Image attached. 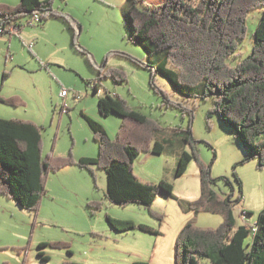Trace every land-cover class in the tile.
<instances>
[{
  "label": "rangeland",
  "instance_id": "rangeland-1",
  "mask_svg": "<svg viewBox=\"0 0 264 264\" xmlns=\"http://www.w3.org/2000/svg\"><path fill=\"white\" fill-rule=\"evenodd\" d=\"M159 5L166 0H148ZM128 0H61L54 9L70 16L79 24V47L94 59L93 69L86 56L73 45L68 24L58 18L24 25L20 36L0 35V118L34 123L42 129L43 157L96 158L99 145L83 114L98 120L111 139L117 137L122 119L111 114H98V102L106 93L126 101L133 109L160 122L156 141L161 154L141 153L134 173L146 183L162 181L173 187L172 195L159 193L150 208L128 204L120 207L107 200L108 175L98 166L94 174L78 165L51 172L46 181L47 194L37 211H28L15 200L0 195V264H175V245L190 222L199 228L216 229L222 224L220 213L191 210L190 204L203 200L199 165L193 161L181 177L176 176L180 155L190 151L184 133L190 125L189 115L169 106L162 95L151 87L164 90L170 99L193 107L191 125L199 141V158L210 168V177H228L233 186L222 181L205 190L224 198L240 194L233 172L243 183V202L235 206L237 226H254L264 210V168L257 159H248L235 130L223 127L217 116L207 123L212 103L187 98L174 86L164 63V54H151L145 41L131 37L126 19ZM20 0H0L1 5L17 6ZM262 10H254L247 21L248 34L241 43V58L253 50V33L261 20ZM29 17L19 22L25 24ZM30 45L32 46L30 48ZM120 52L144 61L110 55ZM237 59L232 61L236 64ZM119 69L127 74V82L116 83L104 74ZM154 73H152V71ZM95 82L100 92L95 93ZM65 90L67 97L61 92ZM197 94V90H190ZM10 102V103H9ZM206 200V199H205ZM208 206H213L212 204ZM249 213L242 221V211ZM107 217L130 221L136 229L117 232ZM145 225L148 232L138 228ZM247 242H251L249 238ZM56 246V247H54Z\"/></svg>",
  "mask_w": 264,
  "mask_h": 264
},
{
  "label": "trees",
  "instance_id": "trees-1",
  "mask_svg": "<svg viewBox=\"0 0 264 264\" xmlns=\"http://www.w3.org/2000/svg\"><path fill=\"white\" fill-rule=\"evenodd\" d=\"M54 1L20 0L17 6L1 5L0 28L33 15L39 16L40 23L58 17L73 33L72 46L86 56L93 69H97L90 53L79 47L77 30L81 27L70 16L55 10ZM127 4L126 19L131 37L145 41L151 54H164L165 65L173 69L168 70L171 80L181 95L212 103L206 116L208 127L213 116H217L223 127L236 131L247 158L257 159L258 167L264 168V0H166L159 5H152L148 0H128ZM254 10H262V17L252 36L253 50L246 58H241V43L248 34L247 21ZM110 55L124 56L146 67L144 61L134 56L117 51ZM234 59H237L236 64H232ZM104 76L119 84L127 82L128 77L119 69H110ZM154 78L153 74L151 87L165 102L178 107L183 115H189L190 125L181 132L190 151L180 155L176 176H183L195 161L200 167L204 196L199 203L190 204V208L196 214L201 211L220 213L223 218L216 229L199 228L189 222L175 245V264H264V210L255 224L256 231L247 224L237 226L235 206L243 202V183L236 172L233 176L240 191L237 200L232 199L233 194L224 198L210 192L207 196L205 188L212 183L222 181L231 185L232 190L233 184L228 177L212 179L210 168L200 161L199 141L195 140L191 129L196 106L172 101L155 85ZM193 89L197 90L196 95L189 93ZM94 90L100 92L99 82H95ZM97 109L103 118L118 115L123 121L120 131L111 139L100 121L83 114L95 135L99 152L96 158L84 157L79 161L52 155L45 159L42 129L38 125L0 118V195L15 200L28 211H37L47 194L49 174L78 165L92 174L94 166L106 171L107 200L115 206L138 204L150 208L160 192L171 196L170 183L142 182L133 170L141 153L163 152L162 145L156 141L160 122L108 93L100 97ZM107 219L117 232L137 228L130 221ZM138 228L148 232L145 225ZM249 238L251 242L248 243ZM134 264L148 263L138 261Z\"/></svg>",
  "mask_w": 264,
  "mask_h": 264
},
{
  "label": "built area",
  "instance_id": "built-area-1",
  "mask_svg": "<svg viewBox=\"0 0 264 264\" xmlns=\"http://www.w3.org/2000/svg\"><path fill=\"white\" fill-rule=\"evenodd\" d=\"M40 23V18L38 15H33L31 18H29V20H27V22L25 24H22V23H13L9 26H6L4 28H0V35L1 34H6L8 35L10 38H12L13 36L16 37V36H20V33H21V29L24 27V25H30V26H33L35 24H39ZM32 46L30 45V48ZM61 96L63 98H66L67 97V92L65 90H63L61 92ZM242 214H243V217H242V221L244 220L245 222H247V217H248V214L243 210L242 211ZM253 227V230L255 231V225L252 226Z\"/></svg>",
  "mask_w": 264,
  "mask_h": 264
},
{
  "label": "crops",
  "instance_id": "crops-1",
  "mask_svg": "<svg viewBox=\"0 0 264 264\" xmlns=\"http://www.w3.org/2000/svg\"><path fill=\"white\" fill-rule=\"evenodd\" d=\"M82 158H84V157H82ZM243 225V224H242Z\"/></svg>",
  "mask_w": 264,
  "mask_h": 264
},
{
  "label": "bare ground",
  "instance_id": "bare-ground-1",
  "mask_svg": "<svg viewBox=\"0 0 264 264\" xmlns=\"http://www.w3.org/2000/svg\"><path fill=\"white\" fill-rule=\"evenodd\" d=\"M255 231H256V229H255Z\"/></svg>",
  "mask_w": 264,
  "mask_h": 264
}]
</instances>
